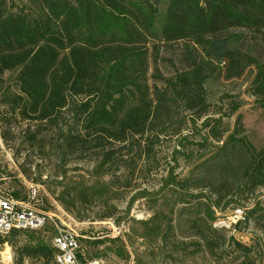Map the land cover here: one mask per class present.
<instances>
[{
  "label": "rangeland",
  "instance_id": "obj_1",
  "mask_svg": "<svg viewBox=\"0 0 264 264\" xmlns=\"http://www.w3.org/2000/svg\"><path fill=\"white\" fill-rule=\"evenodd\" d=\"M168 2L162 0L161 12ZM23 6V0L10 4L14 11ZM248 37L255 42V35ZM181 60L180 44L160 47L157 62L150 58L153 97L155 87L170 91L167 80L185 69ZM21 69L5 72L0 86V187L18 200H28L37 188L36 204L51 212L60 227L79 235L83 261L264 264V186L253 188L243 179L249 149L264 146V106L252 93L255 66L240 78L226 80L219 64L204 84L206 111L200 104L189 108L167 93L144 135L129 133L125 142L105 146L95 141L85 146L68 143L69 135L82 131L76 114L87 100L84 96H69L53 122L23 119L13 100L22 95ZM238 116L243 121L238 136L248 145L234 147L230 142L221 149L234 133ZM212 129L222 133V141L212 136ZM103 150H111L112 157L106 160ZM92 186L100 190L96 195L86 198L79 193ZM71 196L77 197V205L68 209L64 201ZM110 213L112 217H105ZM197 225L211 245L199 235ZM55 233L56 225L50 223L45 230L18 232L12 239L19 247L32 235L39 236L51 246ZM237 242L250 251L239 249ZM15 261L16 247L4 241L0 264ZM23 264L55 262L25 258Z\"/></svg>",
  "mask_w": 264,
  "mask_h": 264
},
{
  "label": "trees",
  "instance_id": "obj_2",
  "mask_svg": "<svg viewBox=\"0 0 264 264\" xmlns=\"http://www.w3.org/2000/svg\"><path fill=\"white\" fill-rule=\"evenodd\" d=\"M11 2L0 0V86L5 72L22 68V95L13 99L14 109L23 119L39 123L58 118L69 96H84L87 100L76 114L82 131L69 135V144L95 141L105 146L125 142L129 133L144 135L170 92L187 107L200 104L206 111L204 84L219 64L226 80L240 78L255 66L252 93L264 106V0H169L164 13L159 8L162 0H23L19 11L11 9ZM250 34L256 36L255 42L249 40ZM172 44L181 45L185 69L167 80L169 92L155 87L153 97L150 58L157 62L160 47ZM242 128L238 116L234 133L221 149L230 142L234 147L248 145L238 136ZM212 132L223 140L222 133ZM103 151L106 160L112 157L111 150ZM248 152L244 184L264 186V146ZM98 191L92 186L79 193L87 198ZM77 200L75 196L64 203L72 209ZM17 233L0 236V245L8 241L16 247L15 264H23L25 258L54 259V249L39 236L32 235L31 241L17 247L12 239ZM237 246L250 251L239 242Z\"/></svg>",
  "mask_w": 264,
  "mask_h": 264
},
{
  "label": "built area",
  "instance_id": "obj_3",
  "mask_svg": "<svg viewBox=\"0 0 264 264\" xmlns=\"http://www.w3.org/2000/svg\"><path fill=\"white\" fill-rule=\"evenodd\" d=\"M39 195L40 191L33 188L28 200H18L0 187V236H9L13 232H38L54 223L56 233L51 247L54 249L55 264H101L97 260H82L79 235L73 229L60 227L51 212L40 208L36 204Z\"/></svg>",
  "mask_w": 264,
  "mask_h": 264
},
{
  "label": "bare ground",
  "instance_id": "obj_4",
  "mask_svg": "<svg viewBox=\"0 0 264 264\" xmlns=\"http://www.w3.org/2000/svg\"><path fill=\"white\" fill-rule=\"evenodd\" d=\"M5 250H6V249H5ZM2 252H3V251H2ZM6 254H8V253H6ZM6 254H5V255H6ZM5 257H6V258H10V255H6ZM7 261H9V260H7Z\"/></svg>",
  "mask_w": 264,
  "mask_h": 264
}]
</instances>
